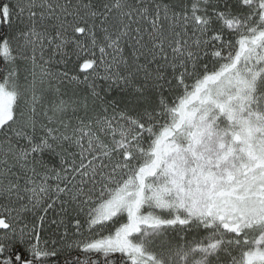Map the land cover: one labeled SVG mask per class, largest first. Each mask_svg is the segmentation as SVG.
Returning <instances> with one entry per match:
<instances>
[{
	"label": "snow or ice",
	"instance_id": "6c2138e0",
	"mask_svg": "<svg viewBox=\"0 0 264 264\" xmlns=\"http://www.w3.org/2000/svg\"><path fill=\"white\" fill-rule=\"evenodd\" d=\"M0 264H264V0H0Z\"/></svg>",
	"mask_w": 264,
	"mask_h": 264
}]
</instances>
